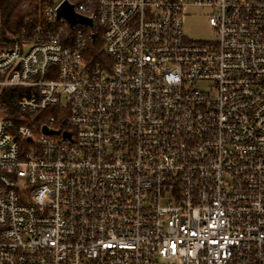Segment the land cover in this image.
Here are the masks:
<instances>
[{
	"label": "built area",
	"instance_id": "1",
	"mask_svg": "<svg viewBox=\"0 0 264 264\" xmlns=\"http://www.w3.org/2000/svg\"><path fill=\"white\" fill-rule=\"evenodd\" d=\"M39 13L0 48V264H264V0Z\"/></svg>",
	"mask_w": 264,
	"mask_h": 264
},
{
	"label": "trees",
	"instance_id": "2",
	"mask_svg": "<svg viewBox=\"0 0 264 264\" xmlns=\"http://www.w3.org/2000/svg\"><path fill=\"white\" fill-rule=\"evenodd\" d=\"M46 0H0V48L7 47L23 31L29 32L30 25L40 19V8ZM90 54L97 56L95 43H90ZM22 88H3L0 102L14 108L13 97L23 95Z\"/></svg>",
	"mask_w": 264,
	"mask_h": 264
},
{
	"label": "rangeland",
	"instance_id": "3",
	"mask_svg": "<svg viewBox=\"0 0 264 264\" xmlns=\"http://www.w3.org/2000/svg\"><path fill=\"white\" fill-rule=\"evenodd\" d=\"M211 14V8L206 6L189 3L183 8L181 29L187 41H211L216 38L214 29L207 22Z\"/></svg>",
	"mask_w": 264,
	"mask_h": 264
},
{
	"label": "water",
	"instance_id": "4",
	"mask_svg": "<svg viewBox=\"0 0 264 264\" xmlns=\"http://www.w3.org/2000/svg\"><path fill=\"white\" fill-rule=\"evenodd\" d=\"M56 14L58 17L66 18L70 23V25H73L77 22H86L88 24H91V21L89 19L74 13L72 6L68 4L66 1H64L62 4L59 5V7L56 10ZM43 131L45 133H50V134L54 133L53 131L47 130L46 128H43Z\"/></svg>",
	"mask_w": 264,
	"mask_h": 264
}]
</instances>
